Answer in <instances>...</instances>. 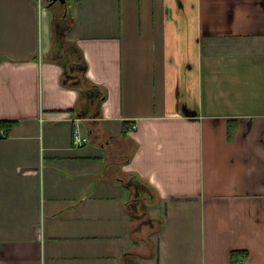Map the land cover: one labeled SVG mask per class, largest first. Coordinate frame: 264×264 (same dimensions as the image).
Wrapping results in <instances>:
<instances>
[{
	"label": "crops",
	"instance_id": "crops-1",
	"mask_svg": "<svg viewBox=\"0 0 264 264\" xmlns=\"http://www.w3.org/2000/svg\"><path fill=\"white\" fill-rule=\"evenodd\" d=\"M0 121V264H264V0H0Z\"/></svg>",
	"mask_w": 264,
	"mask_h": 264
},
{
	"label": "trees",
	"instance_id": "trees-1",
	"mask_svg": "<svg viewBox=\"0 0 264 264\" xmlns=\"http://www.w3.org/2000/svg\"><path fill=\"white\" fill-rule=\"evenodd\" d=\"M13 124L12 121H0V127H10ZM249 252L244 250L232 251L231 259L232 262L237 264L240 260H243L248 256Z\"/></svg>",
	"mask_w": 264,
	"mask_h": 264
},
{
	"label": "built area",
	"instance_id": "built-area-1",
	"mask_svg": "<svg viewBox=\"0 0 264 264\" xmlns=\"http://www.w3.org/2000/svg\"><path fill=\"white\" fill-rule=\"evenodd\" d=\"M41 6V2H40ZM0 134H6L5 129H0ZM90 141V138L88 136H84L79 129H77L74 133L73 142L75 146H81L83 144H86Z\"/></svg>",
	"mask_w": 264,
	"mask_h": 264
},
{
	"label": "rangeland",
	"instance_id": "rangeland-1",
	"mask_svg": "<svg viewBox=\"0 0 264 264\" xmlns=\"http://www.w3.org/2000/svg\"><path fill=\"white\" fill-rule=\"evenodd\" d=\"M61 23V22H60ZM60 23L58 22L57 23V29H58V43H57V53H59L60 51H61V49H62V37H61V35H62V32H63V30H62V26L60 25ZM69 55V54H68ZM61 60V63L64 65V66H66L67 64H68V62H69V59H68V57L67 58H61L60 59ZM76 68V67H75ZM77 68H79V69H81V64H80V66H78Z\"/></svg>",
	"mask_w": 264,
	"mask_h": 264
},
{
	"label": "water",
	"instance_id": "water-1",
	"mask_svg": "<svg viewBox=\"0 0 264 264\" xmlns=\"http://www.w3.org/2000/svg\"><path fill=\"white\" fill-rule=\"evenodd\" d=\"M52 1H55V0H52ZM63 1H65V0H63Z\"/></svg>",
	"mask_w": 264,
	"mask_h": 264
}]
</instances>
